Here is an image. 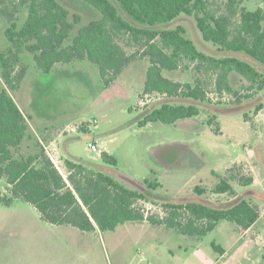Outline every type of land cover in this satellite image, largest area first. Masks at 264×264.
Wrapping results in <instances>:
<instances>
[{"label":"rangeland","instance_id":"1","mask_svg":"<svg viewBox=\"0 0 264 264\" xmlns=\"http://www.w3.org/2000/svg\"><path fill=\"white\" fill-rule=\"evenodd\" d=\"M59 1L72 14L82 17V25L100 19L97 11L81 0ZM228 1L209 0L211 11L217 15L226 13ZM242 7L249 11L264 9V0H242ZM26 17L27 10H21L19 28ZM177 26L186 29V37L200 51L223 57L215 46L203 41L194 17L182 15L159 29ZM8 27L10 24L0 16V51L11 47L5 36ZM118 42L129 55L142 52L141 45L130 37L123 36ZM21 58L27 73L20 88L11 95L29 129L16 157L35 155L41 149L51 153L58 149L55 161L65 175L66 159L103 166L104 152L117 160V167L106 172L109 176L130 189L154 196L157 205H139L152 215H164L163 202L170 200L223 208L243 197L263 216L264 90L259 91L257 86L252 90L247 80L233 74L232 86L245 98L238 102L229 95L221 96L214 90L213 76L198 73L197 64L184 60L178 70L163 74L181 84H194L196 79L205 82L208 101L200 105V116L172 125L157 122L139 127L143 115L161 103L188 102L180 97L143 94L150 67L148 58L137 55L109 88L104 87L99 67L88 60L57 65L47 74L36 66L31 54L23 51ZM212 118L215 121L209 126ZM93 141L100 153L88 148ZM222 179L230 182L234 194L212 193ZM250 179L248 186L242 185L243 180ZM147 180L158 181L161 187L148 190L142 185ZM197 187L205 192L197 194ZM5 189L6 183L0 181V195L5 194ZM77 236L72 229L44 222L25 201L15 200L11 206L0 204V264H132L144 247L151 250L143 264H159L158 251L166 253L167 249L176 251V264L181 259L188 264H264V218L242 236L233 224L222 222L216 232L199 243L179 231L141 224L122 226L96 237ZM234 242H241L240 246L220 262L213 244L230 248L228 244Z\"/></svg>","mask_w":264,"mask_h":264},{"label":"trees","instance_id":"2","mask_svg":"<svg viewBox=\"0 0 264 264\" xmlns=\"http://www.w3.org/2000/svg\"><path fill=\"white\" fill-rule=\"evenodd\" d=\"M81 1L97 11L100 19L82 25V17L72 14L59 0H0V16L10 24L5 36L11 45L0 51V181L6 183L0 204L11 206L15 200H22L44 222L87 233L97 229L101 233L114 232L127 223L146 221L151 226H165L185 236L203 238L220 223L228 222L244 235L264 218L246 198L223 208L170 200L163 202L164 215L155 216L139 206L157 205L154 196L130 189L106 173L117 167V160L108 153L101 154L103 166L66 159L65 175L43 149L35 155L16 157L29 126L11 92L20 88L27 73L21 58L23 51L31 54L36 66L47 74L57 65L88 60L99 67L105 88L115 83L140 55L150 62L145 96L180 97L188 102L161 103L144 114L138 126L192 120L200 116V105L208 101L205 82L196 79L194 84H181L165 77L164 71L178 70L184 60L197 64L198 73L213 76L216 94L229 95L238 102L245 97L234 90L233 74L247 80L252 90L257 86L263 91L264 9L249 11L242 7V0H229L226 13L217 15L211 11L209 0ZM23 9L27 10V17L19 28L17 21ZM182 15L194 17L203 41L215 46L223 57L200 51L186 37L183 26L159 29ZM123 36L140 44L142 52L127 54L118 42ZM250 182L251 179L243 180L242 185ZM142 185L151 191L161 187L158 181L147 180ZM195 191L199 195L205 192L200 187ZM212 193L234 194V189L227 179H222ZM213 248L221 250L215 244Z\"/></svg>","mask_w":264,"mask_h":264},{"label":"crops","instance_id":"3","mask_svg":"<svg viewBox=\"0 0 264 264\" xmlns=\"http://www.w3.org/2000/svg\"><path fill=\"white\" fill-rule=\"evenodd\" d=\"M93 142H95V141H93ZM96 143V142H95ZM97 144V143H96ZM52 145H53V143H52ZM48 147V146H47ZM46 147V148H47ZM50 147V146H49ZM55 149V148H54ZM58 149H55V151H56V153H57V155H59L58 153H59V151H57ZM69 159H72V158H69ZM261 219H263L262 217H261ZM260 219V220H261ZM259 220V221H260ZM259 221L256 223V224H254L244 235H247L258 223H259ZM136 224H141V225H145V226H149L150 224L148 223V222H146V221H142V222H131V223H127V224H125L124 226H131V225H136ZM53 226V225H52ZM151 226V225H150ZM55 227H58V228H63V227H65V228H69V229H72V231L73 232H76V235H79V236H81V237H79V236H77L78 238H83V236L84 235H87V236H93V237H96L97 235H99L101 232L97 229V230H95L94 232H91V233H87V232H81L80 230H78V229H76V228H73V227H70V226H61V227H59V226H55ZM122 227V226H121ZM152 227H158V228H161V229H166V230H173V229H169V228H167V227H165V226H152ZM120 228V227H119ZM218 230V228L215 230V231H213V232H216ZM176 231V230H175ZM212 232V233H213ZM183 235V234H182ZM240 235V234H239ZM184 237H187V238H189V236H185V235H183ZM242 236V235H241ZM85 237V236H84ZM206 237V236H205ZM190 238H194V239H197V241H198V243H199V241H201L203 238H198V237H190ZM240 243L241 242H234L233 244H228V246H230V248H226V247H223V246H221V245H217V244H215L216 245V247H218V248H220V249H218V250H220V251H215L214 250V248H213V250L215 251V253L217 254V256H218V258L217 259H219V261L221 262L222 260H224V259H226L228 256H229V252L231 251V250H233V248H235V247H237V246H240ZM145 249V250H144ZM144 249H143V251H140L139 252V255H138V258H137V256H135L134 258V260L135 261H131L132 262V264H143V262H146L147 261V259H148V253L150 252V250L151 249H149L148 247H144ZM186 251H188V248H186L185 249ZM240 252H241V250H238V254L237 255H239L240 254ZM127 256V255H126ZM157 257H158V259H159V264H164V263H169V264H176L177 263V253H176V251H173V250H168L167 249V251H166V253L165 252H161V250H159L158 251V255H157ZM180 264H188V262H185L183 259H181L180 260ZM178 263H179V261H178Z\"/></svg>","mask_w":264,"mask_h":264},{"label":"built area","instance_id":"4","mask_svg":"<svg viewBox=\"0 0 264 264\" xmlns=\"http://www.w3.org/2000/svg\"><path fill=\"white\" fill-rule=\"evenodd\" d=\"M88 148L94 152V153H100V149L98 148L97 144L95 143H90L88 145ZM47 155L51 158V160L55 163V165L59 168L57 162L55 161V159H57V153L55 150H52V153L49 150H46ZM60 169V168H59Z\"/></svg>","mask_w":264,"mask_h":264}]
</instances>
